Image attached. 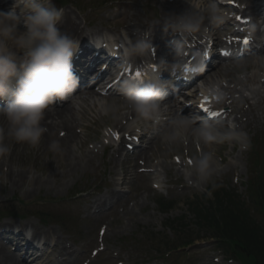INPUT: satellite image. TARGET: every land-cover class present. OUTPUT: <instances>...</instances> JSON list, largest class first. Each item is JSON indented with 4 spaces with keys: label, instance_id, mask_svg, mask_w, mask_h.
Wrapping results in <instances>:
<instances>
[{
    "label": "clouds",
    "instance_id": "9594fccd",
    "mask_svg": "<svg viewBox=\"0 0 264 264\" xmlns=\"http://www.w3.org/2000/svg\"><path fill=\"white\" fill-rule=\"evenodd\" d=\"M188 4L183 12L162 17L165 32L191 35L199 32L206 21L211 26L223 19L218 0H203L199 7ZM62 16L63 9L53 0H23L20 5L16 0L9 11L0 10V100L6 101L0 105V157L9 155L14 143L38 147L47 132L43 125L47 110L56 101L71 97L79 85L73 60L80 41L58 27ZM153 48L151 32L146 30L134 40L129 38L127 54L143 57ZM167 64L166 59L159 60L162 70ZM173 86L171 79L159 75L127 79L120 89L124 104L105 101L101 111L113 120L131 112L136 117L134 124L159 123L168 90ZM245 138L246 133L235 126L225 127L222 122L204 118L197 123L194 117L179 113L160 132V139L169 150L186 141L207 146L226 141L240 143ZM49 150L63 151L58 141H52ZM222 167L213 152L201 151L185 175L190 180L194 177L197 187L212 184L214 188V177Z\"/></svg>",
    "mask_w": 264,
    "mask_h": 264
},
{
    "label": "rangeland",
    "instance_id": "374dc122",
    "mask_svg": "<svg viewBox=\"0 0 264 264\" xmlns=\"http://www.w3.org/2000/svg\"><path fill=\"white\" fill-rule=\"evenodd\" d=\"M110 1L111 0H107L106 3L103 0H75V2L79 3L78 5L83 8L92 6V4L96 5V10L93 13L97 12V14H99L98 16L104 20H106V17L104 16V13L102 14L101 11L99 12V9L102 8V5L108 4ZM184 1L187 4L190 3L188 0ZM53 2L55 3V1ZM124 2L120 11L126 10L135 16L138 14V19L133 18L131 20L134 23L136 22L141 25V27L145 24V16H151V13L148 11L152 10L151 5H156L160 14L165 11L163 7L164 5L158 0H127ZM56 4L57 3H55V5ZM64 10L75 13L77 12L78 14L76 13V15L79 18L82 15L81 12L79 13L76 9L71 8V5L64 8ZM120 11L117 14H119ZM145 11L147 13H145ZM89 13L90 10H87L85 14ZM93 13H91V15ZM113 14H116V12ZM122 17L123 16H119V18ZM94 26L101 27L102 22L100 24H94ZM157 26L158 23L156 24V29ZM83 114L87 113L80 112L76 117L78 122L76 130L80 138L78 142L74 144V152L79 156L86 154L88 151H96V148L98 147L97 145L100 143L99 134H101V131L106 125L110 124L108 122L110 118L104 115L99 120L96 118L91 120V118L86 115L82 116ZM110 120L112 126L116 122L122 121L121 117L118 120ZM133 121L131 123H133ZM255 124H257V122H255ZM90 142H92L93 147L92 145L89 146ZM46 146L47 144L43 142V145L40 148L41 151H33L35 153L30 152L29 150L23 151V149L20 148L21 153L17 154L16 147L13 152L11 151L13 157L18 155L16 158L14 157V161L21 164L20 166L17 164L16 167L30 171L31 173L29 174L31 176H34L35 174L34 177L41 176L43 178L48 177L49 179L47 185L42 184L34 186L33 183L26 182L23 185L24 187L22 186L21 188H16L14 190L8 186V189L5 188V190H2L0 193L1 209L12 210V208H17L20 213L28 215V221L36 223L39 221V213L48 215L51 218H61L67 223V226H64V229L69 235L68 239L75 243V245H73L74 247L79 245L83 252H87V255L89 254L90 249L94 248L97 243V234L102 223L108 224L110 228L115 231L113 233L112 230L106 235L109 245L105 252L99 254L96 264H118V261L124 260V258L132 260L133 258L138 257L137 259H140V257L143 258L147 256L148 253L154 256L156 252H151L150 241H145L148 235H151L150 233L152 230L157 231L159 237L167 236L168 238L173 239L174 234L172 231L166 230L167 227L165 222L167 219H171L174 216L187 214V207L182 201H185L188 195L186 197H184V195H175L174 199L179 201L175 206L176 211L169 215L161 214L159 208L155 204V200H157L160 194L151 188L150 179L137 176L134 171H132L136 167H140L138 163L133 166L136 163V160L132 159L126 166L123 164L125 167H129L130 170L132 169V175H130L127 180V186L130 188V191L124 193V196L126 203H129V205L136 201L137 203L135 207H130L128 209V207L119 204L117 207V213L116 208L108 215L94 217L91 212L93 209L91 205H93L94 199L105 195V193L109 191V189H107L108 187L110 190H118L122 188L119 184V180H116L113 178L112 174H110L111 164L108 163V157L105 155V164H101L100 158L102 157L103 151L100 150L98 158L95 160L96 169L92 167L89 172L85 173V171H80L78 174L71 177L60 176L61 170L58 163L59 159L57 158L58 154L50 151ZM31 147L32 146L29 145L28 149H31ZM166 151L168 152V150ZM158 153L159 158L167 159V154L163 151L162 147H160ZM10 154L5 157L10 158ZM115 166L116 171H120L121 166L116 164ZM34 167H36V169ZM53 168L55 170H53ZM138 168H136V170ZM55 171H57L58 175H53V172ZM95 174H97V176H94ZM6 181L7 179L5 177L0 179V189L2 183L4 182L5 184ZM117 183L119 185H117ZM77 191L84 192L81 196L83 200H76L78 198L74 197V195ZM88 193H90L89 199L86 200L85 197L88 196ZM183 203L184 205H182ZM126 211L134 214L130 215L129 212H127V215H125ZM53 228L57 229L55 226H53ZM140 231H142L141 234ZM193 248L194 247H191L188 250L190 255ZM184 251L187 250H183V252ZM194 255L200 257V254ZM79 264H81V262Z\"/></svg>",
    "mask_w": 264,
    "mask_h": 264
},
{
    "label": "bare ground",
    "instance_id": "6f19581e",
    "mask_svg": "<svg viewBox=\"0 0 264 264\" xmlns=\"http://www.w3.org/2000/svg\"><path fill=\"white\" fill-rule=\"evenodd\" d=\"M58 27L63 32H69L73 37L79 36L82 33V26L81 24L76 20V18L70 14L65 13V15L61 18V20L58 23ZM134 35V34H132ZM134 38H136L134 36ZM87 93H94V91H87ZM176 114L175 107H172L171 109ZM75 107L71 103H63L59 104L57 106H50L49 109L46 112L45 120L43 121V125L47 128V132L44 134L42 141L47 144L46 148H49V145L52 141H58L63 151L60 153H57V158L61 159L58 160L59 166L61 167L62 171L60 176H66L71 177L78 174L80 171H86L88 168H91L94 166V159L97 157V154L95 155L92 151L86 153L84 156H77L74 153V144L78 142L79 135L77 134L75 130ZM58 126H62L59 128H62V130L65 131L63 136H56L55 131ZM58 128V129H59ZM61 129H59V132ZM22 143H16V147H20ZM23 149H27V146H23ZM6 161H9L10 166L6 165ZM5 166H7L6 175L8 180V185H10V188L12 190L16 188L22 187L26 182H33L35 186L37 185H47L48 184V177L42 178L31 176L29 173L30 171H27L23 168L19 169L17 164L13 159H3L0 157V178L1 173L4 170ZM53 170H55L53 168ZM3 174V173H2ZM53 175H58L57 171L53 172ZM54 178V177H53ZM117 194L109 196V202L111 203L112 200L115 198H119ZM104 199H100V204H102ZM36 232L38 234L45 233L48 235L49 239H55V232L52 230L48 231H42L41 229H36ZM18 239L22 238L21 234L17 235ZM60 243L59 240H56L55 246H57ZM58 255H65V256H71L70 250L66 246H61L57 250ZM35 257V256H32ZM40 257H43V254H41L39 257H36V259L32 260V262H35L37 259H40ZM62 263L67 264L66 259H64V262ZM0 264H28L25 262H22L19 257L15 256L14 253H11L8 248L0 243Z\"/></svg>",
    "mask_w": 264,
    "mask_h": 264
},
{
    "label": "snow or ice",
    "instance_id": "6c2138e0",
    "mask_svg": "<svg viewBox=\"0 0 264 264\" xmlns=\"http://www.w3.org/2000/svg\"><path fill=\"white\" fill-rule=\"evenodd\" d=\"M245 43H247V40H245ZM152 67H154V66H152ZM141 73L139 72V71H137L136 73H135V77L136 78H141ZM213 115L214 116H216V115H219V113H213ZM117 138H118V136H117Z\"/></svg>",
    "mask_w": 264,
    "mask_h": 264
}]
</instances>
